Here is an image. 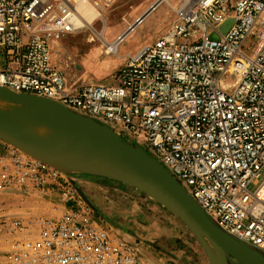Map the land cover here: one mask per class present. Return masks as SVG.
Listing matches in <instances>:
<instances>
[{
  "label": "built area",
  "instance_id": "obj_1",
  "mask_svg": "<svg viewBox=\"0 0 264 264\" xmlns=\"http://www.w3.org/2000/svg\"><path fill=\"white\" fill-rule=\"evenodd\" d=\"M78 1L0 0V86L53 100L146 149L216 225L264 254V0L180 4L109 80L73 87L55 54L84 26ZM84 1L101 9L114 0ZM5 190L59 191L53 216H3L15 234L7 264H143L59 169L0 140Z\"/></svg>",
  "mask_w": 264,
  "mask_h": 264
},
{
  "label": "rangeland",
  "instance_id": "obj_2",
  "mask_svg": "<svg viewBox=\"0 0 264 264\" xmlns=\"http://www.w3.org/2000/svg\"><path fill=\"white\" fill-rule=\"evenodd\" d=\"M153 1L114 0L102 11L108 19L107 38L113 40L128 25H132L135 18L144 14ZM179 2L180 0H169L168 3L164 1L148 14L120 44V58L107 55L104 50L98 55L95 50L101 40L98 37L90 40L88 37L91 32L86 29L85 32L78 31L70 35L68 42H62L68 37L59 41L60 51L55 54V62L63 68L73 87L83 82L109 80L128 54L137 53L145 44L158 38L176 20L178 13L171 9L170 4H179ZM101 23L98 21L96 27L100 28ZM251 46L252 39L249 38L245 45L247 53H250ZM108 59H110L109 62ZM71 177L78 181L82 191L89 192L96 206L102 208L113 222L127 228L125 231L120 230L124 231L127 238L132 240L136 238L141 241L143 264H149L150 259H153L156 254H159L157 258L164 257L160 255V252L165 250L179 254L178 259H181L183 264H209L204 250L190 230L173 213L147 195L123 183L103 177L78 173L71 174ZM127 197V203H125ZM25 199L17 190L0 192V264H7L5 255L15 238L14 233L4 228L2 218L24 215L21 209L25 206L23 201ZM114 206H118L113 209L115 215H110V207ZM95 210H93L94 213L97 212L96 207ZM107 226L120 232L115 226L109 224ZM165 257L175 258L171 254ZM172 259H169L170 261L166 264H174L175 261Z\"/></svg>",
  "mask_w": 264,
  "mask_h": 264
},
{
  "label": "water",
  "instance_id": "obj_3",
  "mask_svg": "<svg viewBox=\"0 0 264 264\" xmlns=\"http://www.w3.org/2000/svg\"><path fill=\"white\" fill-rule=\"evenodd\" d=\"M230 22L223 25V32L228 30ZM0 98L35 107L43 118L80 139V149L56 148L28 141L21 134L22 129L17 131L13 112L0 110V140L59 169L94 211L95 207L71 174L111 179L135 188L161 204L190 230L204 250L209 264H264L263 253L229 235L211 221L185 186L146 149L124 141L108 126L45 97L18 93L0 86ZM65 167L75 171L66 172L63 170ZM80 167L84 168L75 169Z\"/></svg>",
  "mask_w": 264,
  "mask_h": 264
},
{
  "label": "bare ground",
  "instance_id": "obj_4",
  "mask_svg": "<svg viewBox=\"0 0 264 264\" xmlns=\"http://www.w3.org/2000/svg\"><path fill=\"white\" fill-rule=\"evenodd\" d=\"M164 1L167 3L169 2V0H158V1L154 0L147 7L144 14L139 15L135 18V21L132 25L131 24L128 25L125 28V30H123L120 34L116 35V37L113 40H109L106 36V33L108 31V19L106 16L103 15L102 12L105 10L106 7L101 6V9H99L98 7L99 5H97V2L96 4H94L91 1L87 2L84 0H80L77 3V8L80 10L81 15L84 17V22H83L84 26L78 31L85 32L86 29H89L91 33L89 34L88 38H90V40H94L95 37H98L101 40L100 45H98L95 50L98 55H100L101 54L100 52L104 50L105 54L112 55L114 58L116 57L120 58L119 55L120 44L135 29V27L144 20V18L148 14H150L153 10H155V8L158 7ZM191 2H194V0H180L179 4H188ZM153 4L155 5L153 6ZM179 4H170L171 9L175 10L176 13H179V6H178ZM98 21L102 22L100 28L96 27V23H98ZM59 44L60 42H58L57 46H59ZM109 61L110 59H108V62ZM0 110H10L11 112H13L18 124L17 131L18 129L19 130L22 129L21 134L24 137H26L28 141L36 142V143H44V144L52 145L56 148H66V149L82 148L81 147L82 143L80 142L79 138L67 132L60 126H57L49 122L45 118H43L41 116V113L38 111V109H36L35 107L29 104H24L20 102H15V103L9 102L3 98H0ZM19 150L22 151L21 149ZM68 168L65 167L63 168V170L66 172L75 171L72 170L73 168L71 167ZM82 168L84 167L75 168V169H82Z\"/></svg>",
  "mask_w": 264,
  "mask_h": 264
},
{
  "label": "crops",
  "instance_id": "obj_5",
  "mask_svg": "<svg viewBox=\"0 0 264 264\" xmlns=\"http://www.w3.org/2000/svg\"><path fill=\"white\" fill-rule=\"evenodd\" d=\"M72 35H74V34H72ZM69 36H66V37H68V39H66L64 41L62 40V42L70 41ZM124 60H125V58H124ZM123 63H124V61H123ZM122 64H121V66H122ZM83 83H85V82H83ZM19 194L21 196H23L24 198H26L25 200H23V201H25L24 202L25 206H23V208L21 209V210H23V212H21L22 214H40V215L44 214L45 216L55 215V212L53 211V206H54L55 202H58V200H59V191L58 192H55V191L54 192H47L44 195H40L36 192H30V193L19 192ZM126 199H128V197L125 198V203H127ZM105 204H106V202H105ZM116 207H118V206L110 207L111 208L110 209V211H111L110 215H115V212H114L115 210H113V209H115ZM95 216L99 220L103 221L104 223L109 224L111 226H115V228H117L119 230L120 229L127 230L126 227L118 226L115 222H113V219H111L110 216L108 217L106 215V213L103 212L102 208H99V207L97 208V212H95ZM168 254L175 256V258L172 259L171 257H168V258L165 257V256H168ZM176 254L177 253H175V251L169 252V251L165 250V252H160V255H162L164 257L160 256V258H157V256L159 254H156L153 259L152 258L150 259L149 264H166L167 262L170 261L169 259L174 260L175 261L174 264H183L181 259H178L179 254H177V255Z\"/></svg>",
  "mask_w": 264,
  "mask_h": 264
},
{
  "label": "flooded vegetation",
  "instance_id": "obj_6",
  "mask_svg": "<svg viewBox=\"0 0 264 264\" xmlns=\"http://www.w3.org/2000/svg\"><path fill=\"white\" fill-rule=\"evenodd\" d=\"M83 192L85 193V195L87 196V198L90 200V202L92 203V205H93V206L95 205V207L98 208V207L96 206V204L94 203L92 197L90 196L89 192H87L86 190L83 191ZM120 230H123V229H120ZM120 230L118 229V231H120ZM124 231H125V230H124ZM124 231H122V232L120 231L119 233H121L123 236L126 237V234L123 233ZM128 239H129L131 242H133V243L138 247L139 252H140V255H141V250H140V246L142 245L141 241H139V240L136 239V238H133V240L130 239V238H128Z\"/></svg>",
  "mask_w": 264,
  "mask_h": 264
}]
</instances>
